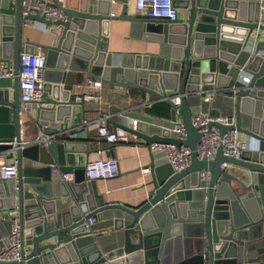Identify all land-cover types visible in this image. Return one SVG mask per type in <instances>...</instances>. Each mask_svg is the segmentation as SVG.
I'll use <instances>...</instances> for the list:
<instances>
[{
	"label": "water",
	"instance_id": "1",
	"mask_svg": "<svg viewBox=\"0 0 264 264\" xmlns=\"http://www.w3.org/2000/svg\"><path fill=\"white\" fill-rule=\"evenodd\" d=\"M20 1L0 0V63L13 68L12 76L0 77V165L9 154L17 165L16 175L0 176V251L8 245L7 213L16 207L19 264H264V27L256 23L258 1L251 12L239 0H183L180 6L173 0L187 13L168 20L130 12L123 0L120 18L141 24L146 37L160 43L156 53L128 55L108 50L104 23L114 18L108 11L49 0L65 13L49 20L21 15ZM26 19L45 24L50 38L39 44L45 59L42 97L25 101L22 110L18 56L32 44L20 41ZM76 71L153 95L168 105V119L85 107L87 93L73 89ZM240 75L248 82L240 83ZM204 91H222L216 97L224 98L228 111L201 100ZM200 108L232 117L233 126L207 125L253 137L258 148L233 159L219 145L213 158L197 159L201 132L191 116ZM90 111H98L118 134H133L147 146L142 169L150 188L139 204L105 202L94 179L84 177L93 149L87 136L70 131ZM128 117L136 119L134 127L126 123ZM177 117L186 132L182 141L170 130ZM38 130V141H23ZM46 136L50 141L42 145ZM151 143L187 145L190 163L173 170L166 158H157L163 151L152 150ZM223 161L237 170L230 172ZM202 169L208 170V180L199 177ZM106 227L109 232L95 233Z\"/></svg>",
	"mask_w": 264,
	"mask_h": 264
},
{
	"label": "crops",
	"instance_id": "2",
	"mask_svg": "<svg viewBox=\"0 0 264 264\" xmlns=\"http://www.w3.org/2000/svg\"><path fill=\"white\" fill-rule=\"evenodd\" d=\"M67 3L69 6H75L78 3L89 4L95 6V8L101 11H108L109 14L114 15V18H110L108 22L104 23L107 30L106 40L108 41V50H112L118 54H132V53H156L160 43L153 41L146 37L147 31L141 24L133 22L131 20L121 19L122 10L124 8L123 0H60ZM244 1L248 9L252 12V2L256 0H239ZM178 6L183 5V0H175ZM128 8L130 12L142 14L138 12L134 5V0H127ZM177 17L186 16L187 10L183 7L177 8ZM258 39L261 35H258ZM50 35L46 30L36 27L34 25L24 26L21 34V43H25V39L32 44H28L27 49L31 50L36 48L42 42L49 41ZM88 78L100 79L99 77H93L85 73L84 71H76L73 82V89L75 91H84L86 93H97L100 96L95 99L86 98L85 107L91 109L99 108L101 110L110 111L112 109H120L123 112H139L145 115H150L153 119L163 121L169 117V107L166 103L157 100L153 95H146L143 92L127 88L124 90L122 87L117 85H110L101 79V85L97 88L88 87L85 82ZM3 84V83H2ZM126 93V94H125ZM210 95V100L207 101L209 104H213L215 108H219L222 112H227L228 107L225 104L222 96L216 97L217 94H223L222 91H204L200 94V99L204 100L205 95ZM205 101V100H204ZM20 107L23 110L24 104L20 102ZM110 109V110H109ZM23 116H25L23 114ZM112 119L120 120V114H113L110 116ZM87 121L86 125L81 122L78 126L70 131L73 135H85L88 138L89 146L91 150L87 154V161L95 159L97 154V147L103 148L102 156L115 157L119 166V173L111 178H97L94 179L96 191L101 194L105 202L120 201L127 203L131 206L139 204L144 198L147 190L150 188L146 185L149 180L147 170L142 169V166L148 163V150L147 146L143 144V141L137 136L129 133H125V140H118L112 145H106L101 141L97 140L96 132L97 125L100 123L106 124V126L112 131L114 128L105 121L98 111H90L84 113V119ZM82 120V121H83ZM131 117L126 119V123L130 125ZM34 132L30 135L23 136V141L32 140L39 133ZM237 138L240 142H244L248 139L247 136L237 133ZM252 141V140H250ZM254 151V150H252ZM252 151H245L246 154L250 155ZM162 152V151H158ZM247 155V156H248ZM164 158V153H159L158 157ZM11 159L10 154L7 155L6 161L9 162ZM1 162V160H0ZM1 166V165H0ZM230 172H234L237 169L228 167ZM53 170V169H52ZM65 178L70 179L71 173H64ZM232 184V183H231ZM110 227L98 229V231L109 232Z\"/></svg>",
	"mask_w": 264,
	"mask_h": 264
},
{
	"label": "built area",
	"instance_id": "3",
	"mask_svg": "<svg viewBox=\"0 0 264 264\" xmlns=\"http://www.w3.org/2000/svg\"><path fill=\"white\" fill-rule=\"evenodd\" d=\"M258 1L256 23L259 26L264 27V0ZM135 8L138 12L154 18L165 17L168 20H173L178 15V9L173 3V0H134ZM21 15L22 14H35L43 16L45 19L55 20L57 18H64L65 13L59 6H54L49 0H21L20 1ZM26 25H34L36 27L47 30V26L41 21L28 20L24 21ZM18 95L21 103L29 100H38L42 97L43 92V79L41 77V71L45 64L44 48L38 46L31 51L23 50L18 56ZM13 68L12 64L4 62L0 63V77L12 76ZM238 81L242 84L248 82V76H238ZM85 85L92 88H99L101 85L100 79L88 78ZM100 95L95 93H87L86 98L95 99ZM205 101L210 100V95L204 96ZM175 104H178L179 98L176 96L173 100ZM135 118H131L130 124L132 127L135 125ZM209 121H215L223 124L224 126H233V118L227 117L225 114L218 113L213 115L209 109L200 110L196 115L191 116V123L198 127V131L201 132L200 140L195 148L197 159H211L213 158L216 149L221 146L222 153L226 157L239 158L244 151L256 150L259 145L253 137H248L244 142H240L237 138L236 130H225L223 133L219 132V129L215 125H207ZM83 125L87 124L86 120L82 121ZM170 130L175 133V137L182 141L186 135L185 128L181 123L180 117H177L172 121ZM40 132L35 136L34 140L40 139ZM96 137L98 141L103 142L106 145H112L118 140H125V134H118L115 130L109 129L106 124L100 123L97 125ZM50 141L49 137L43 138L41 144L47 145ZM152 150L163 151L166 160L171 164L173 170L178 171L183 169L190 163V148L182 143L176 145L174 143H151ZM98 156L86 161L84 167V177L86 179L97 178H111L119 173V166L116 158L109 155L102 156L103 148L97 147ZM223 167H227V162H222ZM52 169L56 168V165H51ZM16 160L11 158L9 162H5L0 166V176L3 178H9L16 175ZM145 170V169H144ZM208 170L202 169L199 173V177L204 180H208ZM82 210L85 209V205L82 204ZM8 218L10 221L8 236V245L0 251V260H16L19 264L21 259V239L19 235V218L17 216V208H12L8 211ZM91 218L86 219V223L83 227L85 231H89V223ZM26 250L24 249L23 253Z\"/></svg>",
	"mask_w": 264,
	"mask_h": 264
}]
</instances>
